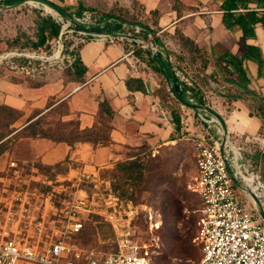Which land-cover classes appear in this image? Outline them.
Segmentation results:
<instances>
[{
    "label": "crops",
    "instance_id": "1",
    "mask_svg": "<svg viewBox=\"0 0 264 264\" xmlns=\"http://www.w3.org/2000/svg\"><path fill=\"white\" fill-rule=\"evenodd\" d=\"M50 1L69 7L78 1L97 12L101 10L100 6L127 8L133 12L135 4L144 17L155 16L154 22L148 20L147 29L158 35H171L177 31L183 40L205 55L208 66L216 64L220 69L228 70L234 78L231 92L236 95L222 93L212 99V105L206 110L209 116L219 120L237 155H241L246 165L264 179V24L256 23L253 35L243 38L238 25H223L221 4L224 0ZM249 10L264 12V0H245L232 13L238 15ZM122 26L123 23L118 31ZM118 31L107 33L105 37L88 35L84 38L73 56L84 71L72 84L52 81L27 86L25 82L0 80V106L19 114L11 124L15 128L12 133L60 104L64 105L65 112L58 116L59 120H74L79 132L96 131L103 122L108 126L106 141L102 143L79 138L51 139L38 134L24 137L22 141L27 144L29 152L16 159L32 165L38 172L36 177L42 173L40 168L62 176L74 175L75 170L69 167L70 164H78L87 173L100 171L116 161L129 159L126 154L129 150L143 145L149 148L164 146L182 135L188 136L187 130H192L193 108L179 104V112L183 115L179 113V127L175 129L158 96L160 88H165L166 80L148 62L146 53L149 50L136 46L131 34L118 36ZM158 44L162 48L161 43ZM244 44L259 50L260 67L254 59L243 57ZM158 53L163 57L160 51ZM230 56L241 60L243 73L240 78L232 66L225 64ZM184 100L191 102L190 98ZM102 101L110 116L101 108ZM184 117L189 121L186 131L182 126ZM21 119L25 121L22 124ZM195 128L198 129L199 125ZM209 131L216 134L213 126Z\"/></svg>",
    "mask_w": 264,
    "mask_h": 264
},
{
    "label": "rangeland",
    "instance_id": "2",
    "mask_svg": "<svg viewBox=\"0 0 264 264\" xmlns=\"http://www.w3.org/2000/svg\"><path fill=\"white\" fill-rule=\"evenodd\" d=\"M77 2L71 7L66 6L67 12L72 15L74 21L77 18L74 15ZM55 4L61 6L59 3ZM50 9L53 10L34 0H26L14 7L0 6V56L12 53L0 62V80L13 83L25 82L27 86H40L52 81L72 84L71 82L75 80L70 63L75 55V49L80 44L78 39L83 36L80 32L84 30L72 27L69 19H64L55 10L51 12ZM100 9L93 13L95 20L91 19L81 24L84 27H96L99 15L109 13L123 23L121 30L124 32H131L128 25L139 27V40L147 47L149 45L155 47L166 58L171 74L175 76L183 91V98H190L191 105L210 107L212 99L222 96V93L227 95L236 93L231 92L233 88L231 81L234 80L231 73L220 69L216 64L214 67L208 66L205 55L197 51L187 40H183L177 31L171 35H158L141 29L142 26L148 28V20L154 22L155 16L144 17L141 15V9L135 4L133 12L120 7L100 6ZM41 17H50L60 23V30L54 37L46 28L43 45L32 47L30 43L36 41V23ZM103 25V22H98V27ZM158 42L161 43L162 48L158 47ZM56 52L57 56L53 58ZM172 68L186 78V83L174 74ZM169 86L166 81L165 88H160L158 96L161 107L172 119L173 114H183L179 112L181 102L170 93ZM197 96L200 97L201 104L198 103ZM63 112L65 107L60 104L12 133L15 128H12L11 124L17 120L19 114L0 106V177L5 174L7 157L18 159L20 155L29 152L27 144L22 141L24 137L38 134L51 139L72 140L84 136L76 130L74 120L66 122L59 120L58 116ZM188 114L191 116V111H188ZM251 114L256 113L251 111ZM193 117L196 118L195 115ZM19 122L22 124L25 121L21 119ZM105 133H107L106 123H102L98 130L86 134L89 137L94 135L104 137ZM126 154H129V162L133 163L126 181L116 176L121 173L118 168H116L118 171L114 169V164L118 161L100 169L99 177L107 180L110 189L113 188L121 196H118L121 208L116 207L117 211L127 212V206L132 209L133 217L129 223L131 241L138 246L147 264H198L200 250L195 235L199 204L196 196L189 190L195 176L194 149L190 138L182 135L164 146L149 148L143 145L129 150ZM39 172H42L46 178L54 177L55 173L45 168H40ZM72 175L71 173L69 177ZM262 177L264 178L263 175ZM161 200L165 204L164 217L158 208ZM74 241L84 248L99 253L114 250V233L111 227L102 217L96 215L88 216V220L84 222L82 230L75 236Z\"/></svg>",
    "mask_w": 264,
    "mask_h": 264
},
{
    "label": "built area",
    "instance_id": "3",
    "mask_svg": "<svg viewBox=\"0 0 264 264\" xmlns=\"http://www.w3.org/2000/svg\"><path fill=\"white\" fill-rule=\"evenodd\" d=\"M94 17L82 11L75 21L89 22ZM128 28L131 32L121 30L118 36L131 34L136 46L158 52L139 40V27ZM83 36L78 43L84 41ZM193 115L196 118L187 133L194 149L195 173L189 190L199 204L198 264H264V179L237 155L219 120L209 116L206 108L196 106ZM197 124L201 125L198 129ZM182 126L186 131L189 121L185 119ZM211 126L217 135L209 131ZM69 167L75 170L73 176L53 171L52 178L42 173L38 178L32 165L6 158L5 174L0 177V264H147L130 239V206L127 212L115 209L121 208V201L99 171L87 173L78 164ZM89 215L102 217L111 227L113 251L99 253L74 241Z\"/></svg>",
    "mask_w": 264,
    "mask_h": 264
},
{
    "label": "trees",
    "instance_id": "4",
    "mask_svg": "<svg viewBox=\"0 0 264 264\" xmlns=\"http://www.w3.org/2000/svg\"><path fill=\"white\" fill-rule=\"evenodd\" d=\"M25 1L26 0H0V6H2V7H14V6H17V5L25 2ZM34 1L39 2L43 5H46L47 7L52 8L64 19H69L71 21L72 27L81 28L87 33H95L97 31L100 33H105V32L106 33H110V32L114 33V32L118 31V29L120 28V26L122 24V22L117 17H114L112 14L105 13V14L99 15L100 18H97V26L96 27H88L87 26L89 28V29H87V27H84L81 23H77L76 21L73 20L72 15L67 12L68 7L59 6L50 0H34ZM243 2H245V0H224L221 4V9L223 10L222 23L225 27H228V26L233 25V24L238 25L241 29L242 37L246 38V37H250L253 35V26L256 23L257 24H264V12L256 13L254 11L249 10V11H246L242 14L233 15L232 10H234L238 6L242 5ZM82 11H89V12L94 13L93 10L88 9V8H84L80 2H77V6L75 8L74 15H76V17H80ZM98 22H103L104 25L102 27H98ZM46 28H48L49 33H51L54 37H56L59 33V30H60V23L53 21L50 17L39 18L38 22L36 23V31H37L36 41L34 43H30V45L32 47H40L43 45V43L45 41L44 31L46 30ZM142 28L146 29L148 32H152L151 30L147 29L146 27L142 26L141 29ZM87 37H88V35H87ZM153 55L155 56V59L152 58ZM243 57H245V58L250 57V58L254 59L258 65V67H260L262 64V60L260 58L259 50L256 48H252L246 44H244V55H243ZM146 58H147L148 62L151 64L152 68L155 71L160 72L164 78L169 77L171 75V71L168 68L166 58L161 57L160 53H158V52L150 53V51H149L148 53H146ZM240 61H241L240 59H237V58L232 57V56H230L229 59L225 60V64H229L230 66H232L239 78L242 76V73H243V71L241 70V67H240ZM70 67H72L73 74L75 75V77H79L84 71V67L80 65V63L76 59V57H73V60L70 63ZM193 94L196 95V93H193ZM178 95L181 97V99L184 100L183 91L181 89H180V92L178 93ZM196 98L198 100V103L201 104L202 101H200V97L197 96ZM179 102H181V101H179ZM102 103L103 104H101V108H103V110L107 116H110V111L103 106L105 104L104 101H102ZM185 104H187L188 106H191L192 108L195 107L193 105H190V103H187V102ZM171 120L173 122L174 128L178 129V127H179L178 115L173 114V117ZM106 128L108 130L107 125H106ZM88 132H90V131H86V130L80 131V133L83 134L84 136L81 138H79V137L78 138L82 139V140L90 141L92 143H95V142L102 143V142L106 141V133H105L104 137H102L100 135H94V136L89 137L88 134H86ZM33 135H35V134H33ZM78 138H73L72 140H75ZM61 139L68 140L66 138H61ZM131 166H133V163L129 162V159L116 162L114 164V169L118 168L121 171V173H119L116 176H119L120 179L126 181V179L129 176L128 173H129V168ZM118 169H116V170L118 171ZM111 191L114 193V195L117 198H118V196H120L119 194H117V192L113 188H111ZM121 195H123V193ZM163 201H165L166 203L168 202L165 199H163ZM163 201L161 200V202H159L158 208H159L162 216L164 217L166 213L164 212L165 204Z\"/></svg>",
    "mask_w": 264,
    "mask_h": 264
},
{
    "label": "water",
    "instance_id": "5",
    "mask_svg": "<svg viewBox=\"0 0 264 264\" xmlns=\"http://www.w3.org/2000/svg\"><path fill=\"white\" fill-rule=\"evenodd\" d=\"M96 34H99L100 32H95ZM6 56H10V55H3V56H0V62L1 60L6 57ZM153 59H155V56L153 55L152 56ZM165 80L167 81V83H169L170 85V92L173 96H175L179 101H181L182 104H185L186 101L181 99V97L178 95V93L180 92V88H179V85L177 83V79L175 78V76H173V74H171L169 77H166ZM170 80V82H169Z\"/></svg>",
    "mask_w": 264,
    "mask_h": 264
},
{
    "label": "bare ground",
    "instance_id": "6",
    "mask_svg": "<svg viewBox=\"0 0 264 264\" xmlns=\"http://www.w3.org/2000/svg\"><path fill=\"white\" fill-rule=\"evenodd\" d=\"M46 6V5H44ZM51 12H54L53 10L50 9ZM59 52V51H58ZM6 55H12V53L6 54ZM57 56V52L54 54L53 58H55Z\"/></svg>",
    "mask_w": 264,
    "mask_h": 264
}]
</instances>
